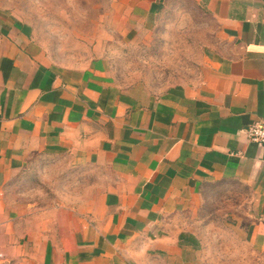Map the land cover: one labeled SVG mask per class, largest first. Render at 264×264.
<instances>
[{
	"label": "crops",
	"instance_id": "obj_1",
	"mask_svg": "<svg viewBox=\"0 0 264 264\" xmlns=\"http://www.w3.org/2000/svg\"><path fill=\"white\" fill-rule=\"evenodd\" d=\"M188 1L200 66L160 91L102 56L52 62L0 2V264H264V146L243 133L264 120V0ZM164 2L115 0L112 23L139 34ZM226 187L217 228L202 207Z\"/></svg>",
	"mask_w": 264,
	"mask_h": 264
},
{
	"label": "rangeland",
	"instance_id": "obj_2",
	"mask_svg": "<svg viewBox=\"0 0 264 264\" xmlns=\"http://www.w3.org/2000/svg\"><path fill=\"white\" fill-rule=\"evenodd\" d=\"M0 2L30 26L52 62L78 65L102 56L121 87L140 83L152 91L194 79L206 30L210 29L205 17L188 0H165L152 26L133 35L115 29V0ZM234 189L245 199L244 189ZM228 191L226 187L208 192L202 207L207 224L219 228L223 220L228 223V217L220 215L223 211L218 209L225 206L213 199Z\"/></svg>",
	"mask_w": 264,
	"mask_h": 264
},
{
	"label": "built area",
	"instance_id": "obj_3",
	"mask_svg": "<svg viewBox=\"0 0 264 264\" xmlns=\"http://www.w3.org/2000/svg\"><path fill=\"white\" fill-rule=\"evenodd\" d=\"M245 139L254 144L257 148L264 146V120H256L251 122L243 130Z\"/></svg>",
	"mask_w": 264,
	"mask_h": 264
}]
</instances>
